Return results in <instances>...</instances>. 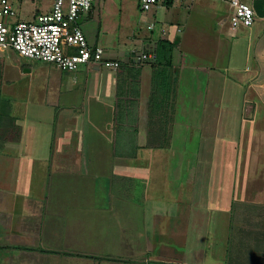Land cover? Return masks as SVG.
Listing matches in <instances>:
<instances>
[{"label": "rangeland", "instance_id": "374dc122", "mask_svg": "<svg viewBox=\"0 0 264 264\" xmlns=\"http://www.w3.org/2000/svg\"><path fill=\"white\" fill-rule=\"evenodd\" d=\"M52 4L53 0H26L23 6L17 5L19 19L30 21L34 14L47 13ZM248 4L252 5V3ZM92 11L94 15L87 22L86 28L83 26L82 29L84 28V33L86 31L88 34L91 33L88 41L92 46L105 50L126 48L141 52L144 45L149 42V44L157 45L159 40L167 38L175 43L180 38V46L176 47V58H180L186 66L204 68L203 71L195 72L200 95L206 94L203 92L207 89V82L211 78L205 69L211 67L215 57H218V66L221 67L223 78H227L229 82L225 93L227 101L223 107V127L218 130L217 120L212 119L214 113L205 115L198 112L196 118L193 120L190 118L188 111L189 94L192 90L190 81L194 69L182 70L176 79L180 86L181 101L178 106V123L174 132L175 139L172 149L143 151L138 159L116 158L113 155L114 149L104 148L93 151L94 155H98L100 159L108 163L100 167L104 176L109 177L110 167H113L116 169V176L133 179L132 182L129 179L118 183L112 189L113 191H108L106 187L109 184L108 180L101 179L106 183L101 182L102 202L99 203V209H96L95 198L91 197L92 190L90 191L89 188H86L84 205L77 204L79 199L76 198L75 192L78 181L82 180L79 174L61 175L60 177L53 175L52 194L61 190L64 196L58 203L55 198L50 199L48 203L46 201L47 184L44 178L47 173L41 170L45 167L33 166L31 180L34 182L30 184L25 178L28 173L23 174L25 179L20 183L21 188H18L20 192H13V197L18 198L17 204H13L15 203L13 197L8 198L6 207L18 210V213H11L12 209H10L11 214L8 217L15 218L19 222L17 217L20 211L25 209L28 213L29 209L26 207L34 208L41 204L48 206L51 211L61 209L62 212L64 211L63 224L69 225L65 230L66 238H63L66 243L76 235L82 237L83 234L91 235L102 242L99 243L100 246H95L88 237L91 243L88 248L87 244L84 246L73 244L68 247L66 245L64 248L68 252H89L95 258H116L120 255L123 246L108 245L105 241L118 237L117 234L122 232L129 233L131 229L133 256L135 257L128 258L129 264H264V255H260V252L264 253V245L255 247V240L252 239L256 230L236 229L234 223H227L226 215L219 210L221 207L216 204L209 206L204 199L207 193L209 194L210 179H206L209 173L213 180L210 192L216 195L217 185L221 183V178L222 187L226 188L228 185L237 184V171L243 175L246 169L250 172L260 166V170L258 169L256 173L260 174V171L264 169V118L255 120L254 124L244 121L243 118V106H245V98L249 90L246 83L249 78V73H246L249 72L247 66L251 68L246 64L247 43L242 36L239 39L231 37L228 33V26L222 27V23L230 16L228 0H179L173 8L163 7L158 8L156 12L148 13L142 11L141 0H95ZM153 24L155 30L151 31L149 26ZM164 31L165 34H163ZM218 45L221 50H217ZM24 64L26 65V61L20 62L11 52L0 53V66L2 67L0 70H3H1L3 73L0 72L2 91L0 94L5 99L13 100L11 102L1 100L3 102H0V111L4 109L7 111L13 105V115L21 117L22 125L24 122L22 118L27 112L31 115L42 114L39 117L48 116V64L42 62L26 66ZM227 66L229 69H226ZM26 70H31V73L25 75ZM102 71L107 73L110 70L103 68ZM53 76L56 75L53 74ZM7 80L10 82L8 83ZM7 121L3 120V122ZM244 122L246 124L243 127ZM258 123H260V128L257 126ZM35 129L36 131L32 134L36 133L34 137L36 140L31 142H35L40 148L37 151L35 149L34 152L44 153L46 152L44 145L49 142L48 133ZM226 141L228 146L223 145V147L228 148L220 149ZM3 143L4 140L0 139V147H3ZM105 144H108V141ZM6 148L7 145L0 150V164L3 163L0 165V174L9 177L11 181L12 176L17 174L18 165L10 161L6 162L14 158L7 156V153L16 152V149ZM217 149L220 150L216 151ZM117 152L118 154H136L135 151L117 150ZM27 153L29 151H25V155ZM190 161L191 164L193 162L198 164L195 167L198 181L200 180L196 194L198 198L196 216L190 213L191 207L187 192L186 196L182 195L181 202H178L177 196L178 188L183 185V180L189 177L190 171L191 173L193 171L192 165L189 166ZM113 163L116 165H112ZM24 166L23 170H28V165ZM4 169L7 171H3ZM248 175L249 173H246V176ZM253 177L256 179L257 176ZM249 182L256 187L259 184L254 180H249ZM260 190L264 196V186H261ZM110 193L114 194L115 198L112 199ZM229 197L232 202V191ZM255 197L259 200L258 194H255ZM155 201L170 204V206L167 205L163 215L156 214L154 209L156 207L153 208ZM261 203L264 204V197ZM261 209H264V206H261ZM23 215L24 213L22 217ZM28 216L26 217L29 220L30 216ZM97 216H100L99 222L96 221ZM97 223L101 224L97 226ZM106 224L115 227L116 235L109 234L111 231L107 229ZM90 230L91 233H88ZM259 231L261 235H264V228ZM7 234H9L7 230L0 231L2 237ZM6 247L8 250L4 252L3 249L0 250V264L110 263V261L103 263L104 260L88 262L87 260L93 259L78 257V255L64 256L67 255L64 253L49 256L46 259L48 261L43 262H41L43 258L38 257L35 261L31 257L35 262H28L25 261L26 257L18 256L12 251L13 246L7 245ZM59 248L63 247L59 245Z\"/></svg>", "mask_w": 264, "mask_h": 264}, {"label": "crops", "instance_id": "0c3cea01", "mask_svg": "<svg viewBox=\"0 0 264 264\" xmlns=\"http://www.w3.org/2000/svg\"><path fill=\"white\" fill-rule=\"evenodd\" d=\"M244 2L252 3V5H249L253 7L257 16L254 26L252 28H241L234 35H231L228 28V33L235 39H239L242 36L247 43L246 64L250 65L251 68L247 66V71L249 72L246 73H249V78L246 83L249 90L245 98V106H243V118L244 121H250L254 124L255 120H260L261 117L264 118V0H244ZM177 3L175 2L171 8ZM163 7L167 8L168 6L165 5L159 8ZM93 15L94 11L84 16L81 26L86 28L87 22ZM225 21L222 23V27L226 26L224 25ZM86 36L91 38V33H87ZM165 40L173 42L171 39L166 38ZM149 43L144 45L141 52L126 48L107 50L112 56H114V52H126L133 56L136 53L154 51V59L149 63H141L140 60L133 57H131L130 61L118 58L121 61V67L118 71L110 70L104 73L102 69L82 67L75 72H63L48 64L47 117H39L42 114L31 115L27 112L22 118L24 119L22 125L21 117L13 115V105L9 107V115L6 117L8 121L0 126V139L4 140L3 147L1 146L0 150L4 149L6 145L7 148L16 149V152L9 151L7 153V156L14 158L7 159L8 161L6 162L10 161L17 164L18 169L17 174L12 176L11 181H9V177L0 174V231L7 230L9 232L5 237L0 236V250L3 249L4 252L8 250L7 245L13 246L12 251L18 256L26 257L25 261L28 262L34 261L32 259L36 261L38 257L43 258L41 262L48 261L46 259L49 256H57L60 253L67 254L64 256L70 255L74 257L78 255V257L83 256L87 259H93L91 261L87 260L88 262L104 260L103 263H107L110 261L109 264H129L128 258L135 257L133 256L134 246L132 245L133 235L131 229L129 233L125 231L117 234L118 237H108L109 239L105 241L108 245L123 246V250H120V255L116 258H95L89 252H68L64 248L66 245L68 247L73 244L82 246L87 244L88 248L91 243L95 246H100L99 243L102 242L91 235L86 236L83 234L82 237L76 235L75 238L68 240V243H66L63 238H66L65 230L69 225L63 224L64 211L62 212L61 209L51 211L48 206H42V204L38 207L36 205L34 208L26 207L29 212L26 213L25 209L20 211L19 217H17L19 222H17L15 218L8 217L11 213H18L17 208H7L6 206L8 198L14 196L13 192H20L18 188H21L20 183L25 178L30 184L34 182L31 180L32 167L37 165L38 167L44 166L45 168L41 170L47 173L44 178L45 184H47L48 194L46 195V201L48 203H50L52 198L57 199L56 203H58L64 196L61 190L56 194H52L53 182L51 179L53 175L60 177L61 175L79 174L82 180L78 181L75 192L76 198L79 199L77 204L80 205L82 203L84 205L86 202V188H89L90 191L92 190L91 197L95 198L96 209H99V203L102 202L100 189L103 186L101 182L103 184L106 183L101 179L108 180L109 184L106 186L108 191H113L112 189L118 183L129 179L132 182L133 179L116 176V169L113 167H110V176H104L100 167L108 165V163L106 160L100 159L98 155H94L93 151L104 148L114 149L113 155L116 158L138 159L143 151L172 149L175 139L174 132L178 123V106L179 101H181L180 86L176 79L182 70L194 69V74L190 81V85H192L188 107L190 118L192 120L196 118L198 112L205 115L214 113L212 119L217 120L216 126L219 127L218 130L223 127V107L227 101V94L225 93L229 82L227 78H223L221 67L218 66V57H215L211 67H206L207 69H205L211 78L207 82V89L205 91L203 89V93L206 94L200 95L197 88L196 73L200 72V70L203 71L204 68L186 66L180 58H176V47L180 46V38L175 43L173 42L176 46L172 52V62L169 66H162L156 63L157 45ZM220 48V45H218L217 50H221ZM10 52L20 62L26 61V65L38 63L22 59L13 51L2 54ZM0 68L2 67L0 66ZM226 69H229V67L227 66ZM1 70L0 72L3 71ZM30 73L31 70H26L25 75ZM53 74L56 76H53ZM7 82L9 83L10 81L7 80ZM1 100L13 101L11 98H3L2 94H0ZM245 124L244 122L243 127ZM44 125L48 127L46 128ZM259 125L260 123L257 125L260 128ZM35 128L38 131L42 130L44 133H48L49 142L44 145L46 150L44 153L34 152L35 149L37 151L40 148L38 144L31 142L36 140L34 138L36 133L32 134L33 131H36ZM107 141L108 144H105ZM223 145L228 146L227 141L221 145L220 149L224 148ZM227 148L225 147L224 150ZM117 150L135 151L136 154H118ZM25 151H29V153L25 155ZM30 151L33 152L30 153ZM23 156H27V158L22 159ZM25 164L28 165V170H23L22 167H25ZM112 165H116V163ZM191 165L193 171L192 173L190 171L189 177L183 180V185L180 186L181 189L178 188L177 196L178 202H181L182 195L186 196L187 192L191 207L190 213L196 216L198 214V198L196 194L200 180L198 181L197 168L195 167L198 164H195V162L191 164L190 161L189 166ZM258 169L260 170V166H258ZM258 169H253L250 172L246 169L243 173L244 176L237 171V184L235 183V186L222 187L221 178V183L217 185L218 188L216 190L218 191L216 195L210 192L213 180L211 173H209L206 175V179H210L209 194L207 193L204 198L206 203H209V206L216 204L221 207L219 210L226 215L227 223H234L236 229L256 230V234H253L254 237L252 238L255 240V247L264 245V235H261L259 231L264 228V209H261V206H264L261 203V199L264 196L260 193L261 186H264V178H262L264 169L260 171V174H256ZM3 171H7V169ZM246 173H249V175L246 176ZM23 174H27L25 178H23ZM253 176H257L256 179ZM249 180L258 181V186L251 184ZM184 184L186 185L185 187ZM230 191L233 193L232 202L229 200ZM255 194H258L259 200H256V197L254 198ZM110 195L112 199L115 198L114 194L110 193ZM201 197L203 196L201 195ZM13 199L15 200L13 204H17L18 198L13 197ZM167 205L170 206L169 203L164 202L162 204L155 201L153 208L156 207L154 209L157 215H163ZM10 209H12L11 213L9 212ZM28 215L30 216L29 220L26 217ZM99 220L100 216H97L96 221L99 222ZM99 224L101 223H97V226ZM159 224L161 225V222ZM106 225L107 229L111 231L109 234L116 235L115 231L117 230L115 227L111 224ZM88 233H91V230ZM88 237L91 238V243ZM2 241H5L6 245ZM115 243L117 244L115 245ZM59 245L63 248H59ZM254 251L256 250L254 249ZM122 253L124 254L123 256ZM260 255H264V253L260 252Z\"/></svg>", "mask_w": 264, "mask_h": 264}, {"label": "built area", "instance_id": "2783aa9c", "mask_svg": "<svg viewBox=\"0 0 264 264\" xmlns=\"http://www.w3.org/2000/svg\"><path fill=\"white\" fill-rule=\"evenodd\" d=\"M169 0H141V9L152 12ZM179 0H173L178 2ZM95 0H53L47 13L34 14L30 21H21L18 6L26 0H0V53L15 52L22 59L53 65L63 72L82 67L118 71L121 61L103 48L92 46L81 21L92 12ZM230 16L225 21L231 35L241 28H252L257 16L244 0H228ZM155 30V25L149 26ZM165 34V31L164 33ZM154 49V47H153ZM154 51H145L139 60L149 63Z\"/></svg>", "mask_w": 264, "mask_h": 264}, {"label": "trees", "instance_id": "16d2710c", "mask_svg": "<svg viewBox=\"0 0 264 264\" xmlns=\"http://www.w3.org/2000/svg\"><path fill=\"white\" fill-rule=\"evenodd\" d=\"M174 4L173 0H169L167 2V6L168 7H172ZM175 48V44L171 41L168 40H160L157 43V55H156V63L159 65H165V66H169L171 65L172 62V52ZM1 93V92H0ZM1 102V101H0ZM9 112L8 109L7 111H0V125H4L6 124V122H3L4 119H6V117H8Z\"/></svg>", "mask_w": 264, "mask_h": 264}, {"label": "water", "instance_id": "95a60500", "mask_svg": "<svg viewBox=\"0 0 264 264\" xmlns=\"http://www.w3.org/2000/svg\"><path fill=\"white\" fill-rule=\"evenodd\" d=\"M142 53H136L135 55L131 56L129 53L126 52H114V59H118V58H123L126 59L127 61L131 60V57L133 58H137L139 60V58L141 57Z\"/></svg>", "mask_w": 264, "mask_h": 264}]
</instances>
